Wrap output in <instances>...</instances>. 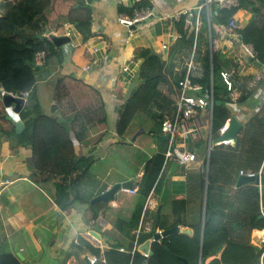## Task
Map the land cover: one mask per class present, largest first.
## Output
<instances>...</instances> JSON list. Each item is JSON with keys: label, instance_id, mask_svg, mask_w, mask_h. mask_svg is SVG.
<instances>
[{"label": "crops", "instance_id": "1", "mask_svg": "<svg viewBox=\"0 0 264 264\" xmlns=\"http://www.w3.org/2000/svg\"><path fill=\"white\" fill-rule=\"evenodd\" d=\"M135 1L138 0L127 2L92 0L90 36L83 39L73 25L67 23L56 30L50 29L56 35H66L67 31L70 32V35H67L70 38L69 42L62 47L54 44L47 47L41 42L33 43L30 47V50L43 47L47 53L45 64L38 67L37 71L38 76H44V79L36 80L35 84L41 114L33 121L32 149L18 148L16 140L0 135V179L10 180L0 196V251L1 245L4 244L6 250L16 255L14 248L18 245L22 255V259H19L23 264H85V257L89 259L96 257L106 264L108 250L118 252L131 250L130 235L133 233L136 235L137 229H130V223L135 220L141 205L140 221L143 211L146 210L141 229L143 232H148L152 228L153 220H158L156 217H159V212L162 210L170 217L175 214L184 218L188 224L198 223L200 220L203 222L205 192L199 187L197 178L206 151L200 155L196 153L194 161L180 165L173 171L168 177L169 196L164 205H161L159 196L172 162L162 168L161 183L154 187V192H150L147 199L144 193L148 185L147 179H144L146 160L157 152L164 153L166 148L164 140L155 137V134H161L160 127L152 133L149 129L154 128L153 124H137L130 129L125 138H121L116 131L115 121L119 108L136 81L139 66V59L135 58L136 50L139 47L150 46L164 54L166 49H162L161 45L165 42L169 44L172 41L171 34L179 33L175 25L178 19L173 18L172 15L187 8L194 9L204 0H148L152 4V14L129 28L119 21V16L126 14L119 12L117 7L120 3L129 6ZM236 1L237 4L234 6L239 5L240 0ZM250 1L254 3L251 4ZM216 6L215 2L211 3L209 11L216 9ZM255 17L260 19L264 17V0H242L231 18L242 26ZM190 23V19H186L189 28L192 26ZM212 28L215 49L235 59L238 63L236 67L238 78L241 82L244 81L247 89V96L242 104L229 105V117L233 115L243 124L258 112L264 114V62L246 56L239 43L230 46L217 24H213ZM123 67L127 68L123 69ZM46 71L48 74H45ZM59 78H62L66 86L61 103L66 113L71 114L75 110L104 103L103 119L88 129L81 144L74 143L65 125L62 126L57 121L60 117L56 118V114H60L54 96V87ZM233 93L235 97L239 95L237 88L234 87ZM52 100H55L54 106ZM21 111L19 117L23 122ZM209 122L210 114L207 109H198L196 116L190 121L192 135L188 137L180 135L178 142L192 150V142L200 137L207 138L209 148L236 141V138L228 142L214 141L220 133L212 135L209 139ZM140 128L144 131L138 132ZM27 154L32 156L35 169L49 170L58 176L63 172L71 173L76 160L83 156L91 155L95 159L88 169V176L85 177L81 190L89 201H76L66 209H59L55 203H52V207L58 211V217L46 218L53 224L49 229L41 228L44 229L42 233L41 229L36 228L33 221L27 217L9 189L18 178H26L29 173L25 166ZM131 179H134L135 185L131 188H119L113 200L91 201L110 185ZM257 184L260 188L261 177ZM232 196L229 189L225 190V194L219 200L213 195V202L219 203L218 208L224 209L227 217H229L227 205ZM240 206L241 204L234 203V209ZM44 217L43 212L37 219ZM259 217H264V201L261 203V200ZM179 225L189 227L191 232L174 234L176 242H181L187 236L194 234L191 225L183 223ZM155 229L160 230L159 227ZM231 235L232 232L228 234L229 237ZM250 242L258 244L261 252L264 250V227L251 229ZM140 244L136 246V250L144 255L138 249ZM201 244L202 235L196 264H202ZM150 249L152 250V244ZM180 250L183 252L182 249ZM118 256L119 254L112 258ZM144 256L146 264L147 257L151 255ZM220 256L221 250L210 258ZM176 257L182 263L174 261L172 264H191L184 255L178 254ZM180 257L186 258L188 263Z\"/></svg>", "mask_w": 264, "mask_h": 264}, {"label": "trees", "instance_id": "2", "mask_svg": "<svg viewBox=\"0 0 264 264\" xmlns=\"http://www.w3.org/2000/svg\"><path fill=\"white\" fill-rule=\"evenodd\" d=\"M241 3L242 0L239 5ZM250 3L254 2L250 1ZM239 5L212 11H207L203 6L199 11L200 25L194 59L201 65L202 71L195 80L205 90L210 84L212 74L214 105L211 111V131L213 136L217 135L219 128L228 119L230 103L242 104L247 96V89L244 81L241 82L238 78L236 69L238 63L235 59L213 46L210 47L208 15L213 39L212 25L226 24ZM117 8L119 12L133 17L135 12L146 8L151 9L152 4L148 0H138L129 6L120 3ZM91 17L92 6L85 0H0V89L13 93L29 92L21 109L24 126L19 132H16L14 123L6 117L7 112L0 93V135L16 140L18 148L32 149L33 121L41 114L40 102L35 90L38 67L32 63L30 55L33 50L43 47L30 50L31 45L41 42L50 47L53 42L45 36L40 38L39 35L46 29L56 30L67 23L73 25L82 38L86 39L91 35ZM186 19H190L191 23L194 22V16L188 18L186 14L180 15L175 25L182 37L172 39L164 54L150 46L139 47L136 50L135 58L139 59L136 81L119 108L115 121L116 131L121 138H125L130 129L137 124H153L154 128H150L149 131L154 133L159 129L162 120L174 112L179 93L175 81L181 79L185 73L184 56L190 53L193 44V37L188 35L189 24H186ZM235 32L241 42L253 46L256 51L254 59L264 62V17L262 19L255 17L245 25H239ZM224 68L234 69V87L239 91L235 100L220 77L219 72ZM65 92L66 86L62 78H59L54 87V96L60 114H56V118L60 117L65 121V127L72 141L81 144L88 129L103 119L105 106L104 103H100L68 114L61 106ZM262 113L254 114L241 125L234 143L213 145L209 156L203 158L197 178L199 187L205 192L203 222L200 220L198 223L188 224L184 218L177 217L175 214L170 217L162 210L159 212L158 220H153L152 228L148 232H143L141 229L146 210L143 211L140 221L141 205L135 220L130 223V229H137L136 235L134 233L130 235L131 250L127 252L108 250L106 264L141 263L146 257L134 247L152 238L156 227L165 229L174 223L191 225L194 228V234L187 236L181 242H176L174 234L152 242L153 253L147 257L146 264L180 262L176 257L178 254L187 257L191 264H196L199 259L201 235L200 261L202 264H259L260 253H256L249 245V234L252 228L264 227V217H259L260 200L261 203L264 201V114ZM207 148V138L200 137L192 142V150L199 155ZM94 161L91 155L83 156L76 160L71 173L63 172L58 176L49 170L35 169L32 156L27 154L25 166L29 173L26 178H18L13 182L9 187L10 192L36 228L48 227L49 229L53 222L46 218L58 217V211L52 207V203H55L59 209H66L76 201H89L81 190L85 177L88 176V169ZM163 161L164 155L160 152L146 160L144 171V179L148 181L144 192L146 199L150 192H154V187L161 183ZM240 170L244 172L260 170V188L255 181H242L237 184L236 179ZM226 189L233 194L227 205L229 217L226 216L224 209L218 208L219 203L213 202V195L219 200ZM234 203H239L241 206L234 209ZM43 212L44 219H37ZM230 232L233 233L231 237L228 236ZM4 247L2 244L0 264H23L19 257ZM220 250L219 258H210ZM118 254V258H112Z\"/></svg>", "mask_w": 264, "mask_h": 264}, {"label": "built area", "instance_id": "3", "mask_svg": "<svg viewBox=\"0 0 264 264\" xmlns=\"http://www.w3.org/2000/svg\"><path fill=\"white\" fill-rule=\"evenodd\" d=\"M127 2L129 0H122ZM215 2L218 8H229L237 4L236 0H204L202 4H200L196 8H187L182 11H179L178 14L172 15L173 18H179L181 14H186L189 17L194 16V22H192L193 29L191 31V36L193 37V44L190 53L184 57V67L185 73L183 77L178 81L179 83V93L176 99V107L174 112L164 118L160 124V133L166 134L167 138L164 139V143L166 144V148L164 150V161L163 167L173 161H177L180 165H186L196 159V152L188 149L187 147H183L178 142V137L183 135L184 137H188L192 135V127L190 126V121L196 116L197 110L205 108L210 114V122H209V139L212 138L211 131V111L214 105V96H213V85H212V74L210 77V84L207 89H203V86L196 81L195 79L201 75L202 67L201 65L194 59L195 49H196V39L199 30V11L204 6L207 11H209V5ZM152 14V10L150 8L143 9L139 12H135L133 17H129L127 15H120L119 21L125 26L131 28V26L140 21L141 19ZM209 14V13H208ZM208 37L210 41V47H215L213 44V40L211 37V26L209 22L208 15ZM238 23L234 18H231L226 24H217L219 31L226 37L227 43L232 46L237 43L240 44L241 50L246 56L255 57L256 51L253 46L249 43H243L239 40L238 34L235 32V29L238 27ZM66 35H70V32H66ZM172 39L181 38V33L171 34ZM168 43H163L161 45L162 49H166ZM30 59L32 63L36 67H41L45 64L47 59V53L44 48L35 49L31 52ZM85 68H88L85 66ZM127 67H123L126 69ZM234 70L232 68H224L220 70L219 74L222 78L223 82L226 84L227 89L230 91V94H234V78H233ZM0 93L3 96L5 93H10L15 96H19L24 98L25 102L27 100L28 91H20V92H6L3 89H0ZM232 97L235 99V95ZM228 123V119L225 123L219 128L218 133H221L225 130ZM210 148L208 146L205 155L209 156ZM239 174H246L249 176L258 175L260 177V170L258 172L253 171H239ZM10 183L8 178L0 179V196L3 191V188ZM1 205V204H0ZM136 249V246L134 247ZM264 250L261 252L259 264H264L263 262ZM91 263L93 264H103L102 261H99L96 257L90 258ZM206 264V263H205Z\"/></svg>", "mask_w": 264, "mask_h": 264}, {"label": "water", "instance_id": "4", "mask_svg": "<svg viewBox=\"0 0 264 264\" xmlns=\"http://www.w3.org/2000/svg\"><path fill=\"white\" fill-rule=\"evenodd\" d=\"M86 1L88 3H91L92 0H86ZM216 9L217 10L219 9L218 6H216ZM192 29H193V26H191L189 28L188 35H190ZM43 36H46L48 39H50L53 42L54 45L60 46V47H62L64 44L68 43L70 40L69 36H67V35H56V34L52 33L50 31V29H46L43 34L39 35L40 38ZM45 74H48V71H46ZM36 78L39 81V80H43L44 76H37ZM175 85L177 88L180 87L178 81H175ZM2 102H3L5 109H6V112H7L6 117L14 123V125L16 127V132H19L24 126L23 122L21 121V119L19 117V113L25 104L24 98L12 95L10 93H5L2 96ZM54 102H55V100H52L53 106H54ZM217 102L219 103V101H217ZM53 110H54V108H53ZM57 121L62 126L65 125L64 120L59 118ZM241 125H242V123L238 120V118L231 115L228 119V123H227L225 130L223 132H221L218 136H216L214 138V141H216V142H228V141L235 139L237 137V134H238V131H239ZM139 131L143 132L144 130L142 128H140L138 130V132ZM138 132H136L135 135H137ZM135 135L133 136V139H134ZM155 137L159 138L160 140H164L165 138H167V135L166 134H155ZM179 166H180V164L177 161L172 162V165L170 167V171L168 172L167 177L163 181V188H162L160 196H159V202L160 203H164L166 201V199L168 198L169 191H170L169 185H168V177L171 176L173 171H175ZM259 178L260 177L258 175L249 176L246 174H240L238 176L237 183H240L242 181H255L256 183H259ZM134 185H135L134 179L127 180L124 182H116V183L110 185L105 191H103L102 193H100L99 195L94 197L91 201L113 200L115 192L119 188H131ZM260 216H262V214ZM156 218L158 219V217H156ZM190 232H191V229L189 227L181 226L178 223H174L170 227L165 228V229H160V230L155 229L152 238L146 239L144 242H142L138 246V249L144 255L148 256V255L152 254V250L150 249L152 242L159 240L160 238L165 237V236L170 235V234L190 233ZM249 244H250V246H252L256 250L257 253L261 252V248L258 244H255L252 242H250ZM14 249H15L16 255L22 259V255L20 254V252L18 250V245L15 246ZM180 259H182L185 263H188L186 258L180 257ZM84 261H85V264H93V263H91L90 259L87 257L84 258ZM140 264H145V260L142 261Z\"/></svg>", "mask_w": 264, "mask_h": 264}, {"label": "rangeland", "instance_id": "5", "mask_svg": "<svg viewBox=\"0 0 264 264\" xmlns=\"http://www.w3.org/2000/svg\"><path fill=\"white\" fill-rule=\"evenodd\" d=\"M41 228H42V227H39V229H41ZM43 231H44V229H41V230H40L41 233H42ZM46 231H48V230H46Z\"/></svg>", "mask_w": 264, "mask_h": 264}]
</instances>
